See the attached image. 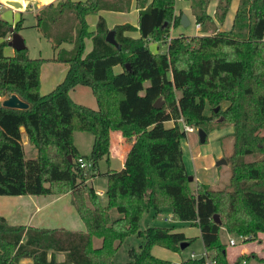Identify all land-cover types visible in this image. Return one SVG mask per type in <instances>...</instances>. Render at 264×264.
I'll return each mask as SVG.
<instances>
[{
	"label": "trees",
	"instance_id": "16d2710c",
	"mask_svg": "<svg viewBox=\"0 0 264 264\" xmlns=\"http://www.w3.org/2000/svg\"><path fill=\"white\" fill-rule=\"evenodd\" d=\"M131 1L56 0L36 12V27L54 52L51 60L68 65L64 78L46 94L39 93L45 59L30 57L27 48L5 54L11 26L0 18V97L16 94L29 105L14 109L0 101V195L69 192L85 225V230L42 228L11 224L0 215V264H170L150 248L180 251V243L192 239L170 227L138 226L144 212L157 213L164 207L171 208L173 220L199 227L205 251L215 252L216 264H229L220 239L222 228L246 236L245 241L264 235V136L259 135L264 126V67L259 55L264 47V0L243 1L254 11L246 16L237 10L236 32L191 37L170 36L180 17L176 0H134L138 27L124 23L109 29L98 12H127ZM191 1L192 8L196 3L201 10H195L196 22L210 18L204 0ZM93 12L98 18L90 30L86 17ZM245 19L248 22L240 23ZM21 27L20 19L12 29L17 32ZM110 30L117 46L106 41ZM136 30L139 36L129 34ZM86 38L91 48L83 54ZM159 41L165 42V51L149 47ZM115 66L121 69L114 72ZM78 85L91 90L96 109L71 99L69 92ZM180 119L205 132L213 123L233 126L227 187L214 189L199 182L195 191L189 189L181 147L186 133ZM168 121L171 126L165 125ZM21 127L36 148L34 158H25ZM116 130L130 148L121 169L104 173L102 201L89 183L102 174L97 163L109 154L110 136ZM75 132L92 135L89 155L78 151ZM254 154L262 155L244 159ZM78 158L91 161L92 169L80 168ZM130 234L144 244L139 250L128 249L129 261L115 262L116 250ZM57 253L64 254L62 261L56 260ZM258 260L264 264V258ZM182 264H205V258H189Z\"/></svg>",
	"mask_w": 264,
	"mask_h": 264
},
{
	"label": "rangeland",
	"instance_id": "374dc122",
	"mask_svg": "<svg viewBox=\"0 0 264 264\" xmlns=\"http://www.w3.org/2000/svg\"><path fill=\"white\" fill-rule=\"evenodd\" d=\"M128 1V0H125ZM123 0V2H125ZM130 1V0H129ZM134 2V0H132ZM131 1V4H132ZM198 0H194L196 2ZM204 0V11L208 14V11H214V16L210 18H206L205 21L202 22H196L195 17H193L192 23H191V29L190 27L186 28V31L189 34H184L189 37L193 35H203V34H216V33H228L229 31H237L238 27V20H236L235 14L237 10L239 9L240 12L245 11V15H249L250 13H253L254 10L249 11V8L243 5L244 0H229L227 3V0ZM27 3V4H26ZM22 3V2H7V7H3L0 9V18H4L7 20L8 24L12 27L17 21L21 19L22 27L17 31V33L24 39L27 53L32 58H43L44 63L40 66V86H39V93L40 94H46L49 91L54 88L56 85H52V80L56 77V75L59 73V64H57V61L51 60V58L54 55L51 43L48 41L47 38H45L42 33L37 29L36 27V11L29 5V2ZM126 3V2H125ZM2 4V3H1ZM135 4V2H134ZM131 7V6H130ZM196 3L195 8L193 9V13H195V10L198 12L201 11L199 9H196ZM128 11V10H127ZM225 11V12H224ZM224 12V14H223ZM213 13V12H212ZM98 13H90L87 17L89 28L90 25L93 26V24L96 22ZM179 15V14H178ZM180 16V15H179ZM249 19L242 20L240 23H246ZM94 22V23H93ZM177 26H180V17L177 19ZM194 25H199V30H194ZM175 27V28H176ZM172 29L170 30V36L171 35H177L181 34L178 33L176 30ZM246 27L242 28V31H246ZM197 31V33H195ZM234 32V33H235ZM167 40H169V37ZM171 38V37H170ZM7 41L10 40V37L6 38ZM159 44L162 46V50H165L167 47L165 42L159 41ZM67 48V45H63ZM149 47L153 50L154 47L151 43H149ZM10 46L6 45L3 47V50L6 54L10 52ZM87 52V49L84 50L83 54ZM262 66L264 67V47H261L259 52ZM63 79V78H62ZM59 83V82H58ZM11 95V94H10ZM70 95L79 103L86 105L88 107L93 106L91 108L96 109V101L93 95L91 94L90 89L87 86L78 85L74 87L70 91ZM9 95H5L1 98L0 101L3 100V98L8 97ZM227 103H222L221 108L225 107ZM209 105L206 106V114H211ZM215 122V121H214ZM23 132V131H22ZM206 137L205 141L202 143L199 141L198 133L193 132L189 133L186 138L181 141V147H183V152L186 154V157L193 156L197 151L203 154H207L208 156H214L216 160H214V164L220 159H225L226 163L220 164V165H214L211 170L207 173H212L211 176L214 178H217V181H214L213 184H207L211 188L214 189H221L228 186L229 183V177L231 173V163L229 161V157L233 153L234 149V139H233V126L231 124H211L210 129L205 132ZM260 136H264V126L259 131ZM92 139V136L88 132H77L75 134V143L78 145L79 149L82 153H84L86 156L89 155V148H90V140ZM30 148H32L36 153V148L26 143V155L25 158H32L30 155L32 153L30 152ZM259 155H248L245 156L244 159L246 161H251L255 159ZM34 157V156H33ZM189 160V159H188ZM191 163V162H190ZM217 176V177H216ZM89 183V182H88ZM199 182L194 181V177L191 176V180H189V189L192 191H195L197 188V184ZM204 183V182H200ZM92 184V185H91ZM105 184L106 180L104 178H96L92 183H89V185L94 187L95 191L100 192V199L105 197ZM102 201H105V199H101ZM19 203H22V196H9V195H0V212L8 213L10 211L14 212L19 208ZM49 216L53 215V212L48 213ZM114 215H116V212L114 211ZM170 215L172 217V212L170 207H164L159 212H155L154 210H149L147 212H144L142 217L139 221V228L143 230L147 226H161V227H170L173 229V231L176 232H183L184 235L190 239V244L180 251H174L171 248L160 246V245H153L150 248V251L155 256L159 257L162 260L168 261L169 263H179L182 264L185 260H188L191 258V255L193 254L195 257H200L201 253L203 252L204 246L202 239L200 237V230L199 227L195 224H192L188 221H179V220H166L167 216ZM234 238L236 240V245H229L228 239ZM220 239L224 243L226 251H227V259L229 264L234 262L237 259L245 260L248 262L247 264H255L253 263L254 260L251 259L256 258L259 259L261 254L264 250V235L262 233H258L256 238L253 240H243V243L237 239V235L233 233H228L224 228L221 229L220 232ZM263 242V243H261ZM144 244V241L139 238L135 234H130L128 237L125 238V240L121 243V245L118 247V249L115 252L113 260L115 262H127L129 261L128 256V249L133 247L136 250L140 249V246ZM253 247V249L246 254H243L241 251L242 248H244L245 245ZM262 248H259V246ZM11 254H13V250L10 251ZM210 256L215 253L213 251L209 252ZM63 257V256H62ZM20 262L23 261H29L30 259L27 258H19ZM241 264V263H240Z\"/></svg>",
	"mask_w": 264,
	"mask_h": 264
},
{
	"label": "crops",
	"instance_id": "0c3cea01",
	"mask_svg": "<svg viewBox=\"0 0 264 264\" xmlns=\"http://www.w3.org/2000/svg\"><path fill=\"white\" fill-rule=\"evenodd\" d=\"M54 1H56V0H0V5H1V8H3V7H7V2L8 3L9 2H22V3L29 2V5L31 7L33 6L35 11H36V9L38 11L44 5L51 3V2H54ZM175 7H176V10H175L176 14H179L180 18H181V15L184 14L186 16L187 20L189 21L188 25H186V26H183L180 23V26L176 27L175 30L178 33L189 34L186 31V28L190 27L189 29L193 30L191 28V23H192L193 17H195V15L193 13V9H192V7H193L192 1L191 0H176ZM98 13L105 18L107 26L109 29H112L117 24H124V23H129L135 27H138V16H139L138 15V9L135 7V4L133 1H132L130 10L127 12L112 11V10H101ZM208 14L212 18L215 17L214 11H208ZM87 17H86V21H87V24L89 27ZM97 18H98V14H97ZM2 19H4V18H2ZM96 21H97V19H96ZM95 24H96V22L93 24V26L90 25V27H92V29H90V28L89 29L93 30L95 27ZM194 28H195L194 30H199L200 26L198 25V27H196V25H194ZM195 33H197V31ZM129 34L133 37L139 36V33L137 30L134 32H130ZM150 43L153 45L154 48H157L159 51H165V50L161 49L162 46L159 43H156V42H150ZM65 45H67V48H70L69 44H65ZM10 48H11L10 52L7 55H13L14 54V49L12 47H10ZM90 48H91V40H90V38H86L85 39V49H87V52H88L90 50ZM57 64H59V73L52 80V85L58 84V82H60L62 80V78H64L67 67H68V65L64 62H58ZM120 69H121L120 66H115L113 68L114 72H118ZM168 78H171V74H168ZM148 84H149L148 81H146L144 83V85H148ZM69 94H70V92H69ZM91 94H92V92H91ZM70 97L74 102L79 103L71 95H70ZM1 98L2 97H0V100H1ZM3 99H5V97ZM95 101H96V99H95ZM79 104H81V103H79ZM96 105H97V102H96ZM90 107H93V106H90ZM165 125L171 126L172 123L170 121H168L165 123ZM76 133L77 132H75L74 136H73L74 144L76 145L80 154L85 155L84 153L81 152L78 145L75 143V134ZM190 133H193V132H190ZM188 134L189 133H186V137H185L186 140H187V137L189 136ZM87 139L90 140V148L89 149L91 150L92 139H89V137H87ZM22 142H23V147H24V153L26 155V143L27 144H30V143L28 142V139H27L24 131L22 132ZM109 146H110L109 154L107 156H104L97 163L98 171L102 174L93 177L90 180V183H92L98 177L104 178L106 180V176L104 175V173L108 169L119 170L123 167L126 154L130 148V142L126 141L125 138L122 136L121 132L116 130V131H113L111 133ZM90 150H89V153H90ZM30 152L32 153V155H30V157L34 158L36 156L37 151L35 153V151L32 148H30ZM182 158H183L184 165H185V168H186L189 176L194 177L195 182L198 181V182H204L207 184H213L214 181H217V178H214L211 176L212 173H207V172H209V170H211V168L214 165H216V164H214V160H216V158H214V156L210 157L206 153L203 154V153H200L199 151H197L193 156L191 155L190 157L187 158L186 154L183 152V147H182ZM106 183H107V180H106ZM105 188H106V184H105ZM96 193L100 197L101 193L98 191H96ZM20 196H22V203H19V205H18L19 208L16 211H14V212L10 211L8 213L0 212V215L4 216L5 219L9 223H11V224H22V225H26V226L30 225V226L42 227V228H65L68 230H85V225H84L83 221L80 219L76 210L74 209V206L71 203V196H70L69 192H65V193H61V194H47V195L26 194V195H19V197ZM101 199H105V197H103ZM50 211L53 212L52 216H49V214H48ZM167 218H171V216L168 215ZM239 241H241V240H239ZM241 242L243 243V241H241ZM236 243L237 242L235 240L234 245H236ZM261 243H263V242H261ZM228 244H229V239H228ZM243 245H245V246L240 251L243 254L249 253L253 249V247L248 246L247 244H243ZM261 246H263V244H261L259 246V248H262ZM204 252H205V248L203 249V252L201 254H203ZM260 256L262 258H264V250ZM63 259H64L63 253H57L56 254V260L57 261H62ZM251 259L254 260L253 263L260 264V261L258 259L253 258V257ZM23 262H28V261H23ZM248 262H250V261H248ZM248 262L245 261L243 264H247Z\"/></svg>",
	"mask_w": 264,
	"mask_h": 264
},
{
	"label": "water",
	"instance_id": "95a60500",
	"mask_svg": "<svg viewBox=\"0 0 264 264\" xmlns=\"http://www.w3.org/2000/svg\"><path fill=\"white\" fill-rule=\"evenodd\" d=\"M188 20L186 18V16L184 14L181 15L180 18V23L183 26L188 25ZM10 33H11V37L10 40L8 42V46L12 47L14 49V51H21L24 50L26 48L24 39L17 33L14 32L12 27L10 28ZM106 41H108L109 43L117 46V42L114 38V30H110L108 31L107 35H106ZM160 99H157V101L154 103V106H158V102ZM2 106L4 107H8V108H14V109H27L28 108V103L23 101L22 99H20L16 94H11L8 97H6L5 99H3L1 101ZM218 110V107L215 108V111ZM219 120H222L221 118ZM21 131H24L23 127H21ZM197 133H198V137H199V141L200 142H204L205 141V137H206V133L203 129L201 128H197ZM226 163L225 159H220L216 162L217 165ZM189 180H191V176H189ZM214 220L217 223H220V219L219 216L217 214L214 215ZM189 242L184 241L182 243H180V248L181 250H183L184 248H186L188 246ZM170 264H179V263H170Z\"/></svg>",
	"mask_w": 264,
	"mask_h": 264
},
{
	"label": "built area",
	"instance_id": "2783aa9c",
	"mask_svg": "<svg viewBox=\"0 0 264 264\" xmlns=\"http://www.w3.org/2000/svg\"><path fill=\"white\" fill-rule=\"evenodd\" d=\"M1 8V5H0ZM196 27H198V25H196ZM180 123V127L181 129L185 132V133H190V132H196L197 128L185 123L182 119L179 120ZM78 165L80 168L84 169V170H88L90 171L93 167V164L91 161L87 160L86 158H78L77 160ZM166 220L170 221L173 220L172 217L171 218H166ZM237 238L241 241H243L244 239H246V236L243 235H239L237 236ZM229 244L230 245H234L235 244V239L231 238L229 239ZM200 256L205 258V264H216L215 260L213 257H211L206 251L201 254ZM191 258H195V256L192 254ZM245 261H243L244 263Z\"/></svg>",
	"mask_w": 264,
	"mask_h": 264
}]
</instances>
